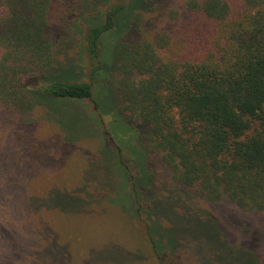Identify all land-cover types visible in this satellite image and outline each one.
<instances>
[{"label":"trees","instance_id":"1","mask_svg":"<svg viewBox=\"0 0 264 264\" xmlns=\"http://www.w3.org/2000/svg\"><path fill=\"white\" fill-rule=\"evenodd\" d=\"M170 2L0 0V102L21 114L72 99L91 100L98 109L91 82L57 74L71 62L57 45L70 25L98 64L92 74L103 69L101 46L115 44L130 128L145 127L148 146L162 154L177 188L209 203L226 198L243 210L264 211V0H184L187 28L129 40L140 25L138 12L160 9L178 21ZM73 15L88 27L73 22ZM195 18L202 19L204 33ZM118 150L127 183L137 181L138 187L125 190L131 214L143 226L157 264H174L167 257L173 247L160 234L158 213L137 180L142 169L136 165L133 174L121 145ZM210 240L223 246L221 239Z\"/></svg>","mask_w":264,"mask_h":264},{"label":"rangeland","instance_id":"2","mask_svg":"<svg viewBox=\"0 0 264 264\" xmlns=\"http://www.w3.org/2000/svg\"><path fill=\"white\" fill-rule=\"evenodd\" d=\"M183 1L168 4L178 9V21L160 9L138 12L140 25L129 40L187 28ZM70 18L88 27L82 18ZM195 21L204 33L202 19ZM65 30L57 45L71 62L57 74L91 82L98 109L91 100L72 99L21 114L0 102V264H157L125 195L138 186L136 179L128 184V172L119 167L120 145L130 171L142 169L137 180L158 213L160 234L173 247L167 257L174 264H264V211L243 210L226 198L209 203L177 188L162 154L148 146L145 127L130 128L115 44L101 46L103 69L92 74L98 64H92L86 41L70 25Z\"/></svg>","mask_w":264,"mask_h":264}]
</instances>
